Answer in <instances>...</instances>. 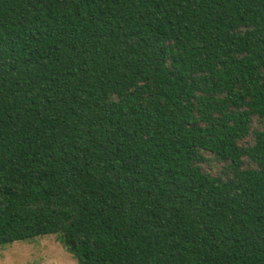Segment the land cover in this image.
<instances>
[{"label": "trees", "instance_id": "obj_1", "mask_svg": "<svg viewBox=\"0 0 264 264\" xmlns=\"http://www.w3.org/2000/svg\"><path fill=\"white\" fill-rule=\"evenodd\" d=\"M49 235L264 264V0H0V247Z\"/></svg>", "mask_w": 264, "mask_h": 264}, {"label": "rangeland", "instance_id": "obj_2", "mask_svg": "<svg viewBox=\"0 0 264 264\" xmlns=\"http://www.w3.org/2000/svg\"><path fill=\"white\" fill-rule=\"evenodd\" d=\"M217 170L216 163L212 165ZM0 264H77L56 236H42L0 247Z\"/></svg>", "mask_w": 264, "mask_h": 264}]
</instances>
